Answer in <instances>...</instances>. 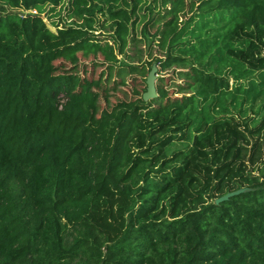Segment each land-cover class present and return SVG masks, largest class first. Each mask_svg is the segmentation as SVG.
<instances>
[{
	"label": "trees",
	"instance_id": "obj_1",
	"mask_svg": "<svg viewBox=\"0 0 264 264\" xmlns=\"http://www.w3.org/2000/svg\"><path fill=\"white\" fill-rule=\"evenodd\" d=\"M64 1L0 0V264H264V0Z\"/></svg>",
	"mask_w": 264,
	"mask_h": 264
},
{
	"label": "rangeland",
	"instance_id": "obj_2",
	"mask_svg": "<svg viewBox=\"0 0 264 264\" xmlns=\"http://www.w3.org/2000/svg\"><path fill=\"white\" fill-rule=\"evenodd\" d=\"M72 0H65L62 4H60L59 7L54 8L50 5H46L43 7V9L40 10H31L29 12H27L28 14H33V15H41V17L50 23H54L56 25H63V24H68L70 25L71 21L68 20L67 18V14L68 11L70 9V2ZM106 13V14H105ZM87 21V20H86ZM86 21L79 23L78 26L80 27H86ZM103 22H105L106 26H110L112 24V21H110L109 15L107 14V12H96L94 18H93V22L91 23L93 30H97V34L101 33L103 34L104 29L102 27L101 24H103ZM157 58L159 56H156ZM104 57L100 54H96L93 56H90L89 58H84L81 55H79V57L77 58V61L79 62L78 65L83 66L85 64H89L91 66L92 63H101L103 62ZM120 62H124L123 56L119 57ZM64 60H60L58 61V63H62ZM64 67L65 69H70L72 67V64H70L69 62L64 61ZM155 59L151 60V65L153 67L155 66ZM105 65V64H104ZM80 66V67H81ZM90 66L88 67L89 72L91 71ZM106 67L102 66V68H98L97 70V75L100 74L102 71H105L106 73ZM165 77L171 76V73H167L165 75H163ZM147 78V77H146ZM114 80H117V78L115 77ZM126 82L125 84L121 85L120 88L118 89V91H110L109 92V96L105 97L102 96L100 99V105L102 109H112L118 102L127 100L130 101L131 99H137L140 96H142L145 93V86L142 84V78L141 75H128L125 78ZM180 82V81H178Z\"/></svg>",
	"mask_w": 264,
	"mask_h": 264
},
{
	"label": "water",
	"instance_id": "obj_3",
	"mask_svg": "<svg viewBox=\"0 0 264 264\" xmlns=\"http://www.w3.org/2000/svg\"><path fill=\"white\" fill-rule=\"evenodd\" d=\"M19 14H21L22 16H25L26 14L22 13V12H19ZM45 24L47 26V28L54 34L57 33V30L52 27L48 22L45 21ZM156 77H157V68L156 67H153L152 71L150 72L149 76H148V79L146 81L147 83V92L144 94L143 96V99L145 101H150L154 98L157 97V92H156V85H155V80H156ZM242 191H239V192H235V193H230L220 199H218L216 201L217 204H220L221 202H224L226 200H228L229 198L235 196V195H238L239 193H241Z\"/></svg>",
	"mask_w": 264,
	"mask_h": 264
}]
</instances>
